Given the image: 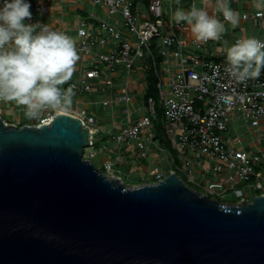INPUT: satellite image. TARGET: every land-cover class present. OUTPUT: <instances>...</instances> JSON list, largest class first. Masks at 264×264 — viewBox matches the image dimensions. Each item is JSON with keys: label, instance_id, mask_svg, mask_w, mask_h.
I'll return each mask as SVG.
<instances>
[{"label": "water", "instance_id": "1", "mask_svg": "<svg viewBox=\"0 0 264 264\" xmlns=\"http://www.w3.org/2000/svg\"><path fill=\"white\" fill-rule=\"evenodd\" d=\"M89 135L67 112L0 115V264H264V194L221 202L175 172L125 186L82 157Z\"/></svg>", "mask_w": 264, "mask_h": 264}, {"label": "built area", "instance_id": "2", "mask_svg": "<svg viewBox=\"0 0 264 264\" xmlns=\"http://www.w3.org/2000/svg\"><path fill=\"white\" fill-rule=\"evenodd\" d=\"M91 2L93 6L99 5L106 12H102V16L94 11L89 12L88 16H79L71 35L78 50L77 73L73 71L72 74L75 75L64 83L65 87L73 86L72 100L75 106L46 108L38 117H31L26 122L3 118L6 123L14 126H38L40 123H49L58 112L70 113L80 118L82 125L90 132L88 143L83 147L82 157L92 161L91 158L98 152L94 147L96 135L101 130L99 117L88 112L85 104H77L82 102L84 95L88 96L94 91L100 97L91 102L112 106L113 100L121 101L125 104L122 109L123 117L120 122L114 123L112 128L105 131L113 142H103L100 149L104 154L102 172L107 178H117L123 182L120 175L113 173L112 165L148 158L151 152L149 146L157 138L152 123L158 117L156 106L160 105V114L167 122L169 142L176 153L175 158L167 149L158 145L163 151L161 160L166 159L175 164L177 160L182 162L181 170L186 182L172 166L164 170L157 159L152 162L151 174L154 179H148L146 183H156L170 172H175L188 186L190 185L187 182L202 186L196 178V173H211L213 180L203 187V192L193 189L211 197L223 196L226 189L232 188L238 197L237 202L242 199L249 201L247 195L253 186L260 190L258 194H264V151L259 147V143L256 141L254 149L248 150L237 144L241 143V138L235 136L229 139L227 135L230 125L236 121L246 124L251 122L248 127L251 129L254 123L264 120V68L259 76L244 81L236 80L226 67V57H222L215 50L217 59L206 55L210 52L209 48H215L220 39L197 40L193 33L189 34L191 27L187 22H177L172 18L175 10L174 0ZM193 3L197 5V0H190L189 7ZM41 8L45 11L46 6H37V14L40 21L46 23L38 11ZM217 15L223 20L222 13ZM241 18H250L252 24L261 25L264 6L257 8L253 13L243 11ZM30 19L32 22L37 21L36 16ZM224 23L225 26L231 25L228 21ZM185 34H188L186 39ZM224 35L225 32L221 34V38ZM241 37V33H236L234 41ZM153 45H156L162 55L158 62L160 66L155 70L157 95L131 106L135 94L126 88L120 91L115 87L118 70L123 68L126 77L136 72L145 76V64L139 62L143 56L152 55ZM188 47L190 50H187ZM173 60H176L174 65ZM108 91L111 93L107 95ZM0 101L9 103L13 100L0 98ZM1 112L0 107V115ZM233 139L236 145L230 142ZM87 147L90 148L88 154L84 150ZM111 149L116 152L113 158ZM201 160H204L205 164ZM223 171H228V174L219 178ZM243 182L246 183V190L239 186Z\"/></svg>", "mask_w": 264, "mask_h": 264}, {"label": "clouds", "instance_id": "3", "mask_svg": "<svg viewBox=\"0 0 264 264\" xmlns=\"http://www.w3.org/2000/svg\"><path fill=\"white\" fill-rule=\"evenodd\" d=\"M31 3L0 0V98L24 105L29 117H38L46 108L71 103L74 89L64 82L71 78L78 50L67 32L32 22ZM172 18L187 22L197 40H219L226 31L224 21L235 26L239 13L231 0H208L203 6L177 7ZM226 60L238 81L259 76L264 68V40L255 35L236 39L226 49Z\"/></svg>", "mask_w": 264, "mask_h": 264}, {"label": "rangeland", "instance_id": "4", "mask_svg": "<svg viewBox=\"0 0 264 264\" xmlns=\"http://www.w3.org/2000/svg\"><path fill=\"white\" fill-rule=\"evenodd\" d=\"M76 1H78V3H81L84 5V9H83L84 13L81 15H78L77 17L88 16L90 10H92V8H94L92 6L93 4H92L91 0H76ZM34 2H37V0H32V3H34ZM256 2H257V4H259L261 6L264 5V0H256ZM55 6H57L56 8H58V4L57 5L53 4V6H52L53 9L55 8ZM164 6H165V4H164ZM52 7H51V9H52ZM254 7L255 6L253 5L251 9L254 10ZM94 9L96 12H99L100 6L96 5V7ZM164 10H165V7H164ZM103 11L106 12V10H103ZM58 12H59V10L56 12V14ZM50 13L52 14V12H50ZM98 14L100 16L103 15L102 11H101V13H98ZM35 15L36 14L34 13L33 16H35ZM73 15L75 16V14H73ZM55 17H57V16H55ZM252 27L254 29L258 28V24H255V25L253 24ZM243 29L245 31V28H243ZM261 29L264 30V24L261 26ZM226 30H227V32H229L227 26H226ZM217 50L220 52V55L222 57H226V51L222 50L221 44L218 46ZM217 57L218 56H216V58H214V59H217ZM175 63H176V60H173L172 64L174 65ZM73 68H74L73 71L76 74L77 73L76 62L74 64ZM128 80H129L128 89L130 90V92L134 93V94L139 93L140 95H138V96L140 98L145 97V93H143V90L146 89L148 87V85H150V79H148V74H147V78L143 77L142 81L138 82L136 80V74L130 73L128 75ZM139 89H140V91H139ZM95 93L96 92L94 91V92L90 93V95H88V96L84 95V97H83L84 99H82V102L78 103L77 106H81V105L85 104L86 107L88 108V112H91L98 117H104L106 119L110 115V107H103L98 103L93 104V103H91V102L89 103L87 101V100L92 101L95 97L99 98V95L96 96ZM109 93H111V92L108 91L106 94L108 95ZM151 93H152L151 95L153 97H156L157 88H153L151 90ZM69 106H75V102L72 100L71 103L69 104ZM124 106H125V104H121V109ZM0 107L2 109L1 116L7 120L12 119V120H19L20 122H26V121L30 120V118H31L26 114L25 106L21 105V104H17L15 101H10L9 103L4 102V101H0ZM18 108H20L19 111H18ZM97 120H98V118H97ZM106 123H107V120H103V121L98 120V124H99L101 130L96 135V145L94 147L95 149H97L98 152L93 158H91L92 161L94 162V164L98 168H100L102 171L104 170V166H103L104 154L102 153L100 146L103 142H108V144H111L113 142L109 138L110 136L108 134H105V131L107 130V124ZM250 123L251 122L246 124L243 122L242 124H239L237 121L234 122V124L232 123L230 125V130H229L230 133L227 134L228 138L232 139L233 136L235 135L234 134L235 130H237V129L240 131L247 130ZM255 127H256V125H254V128ZM263 127L264 126H262V128ZM152 129L157 134V138H156V141L154 143H151L149 146V151H151V152H150L148 158H138V159H135L133 161L127 160V161H122L120 163H114L112 165L113 173L120 175L121 179L125 183V186H135V185L146 183L148 179H151V180L154 179V176L151 174L152 170H153L152 162L154 160H157V159H158V163L160 164V166L164 170H167L169 168V166H172L177 171V173L183 178V180L186 182L185 175H184L183 171L181 170V168L183 167L182 162L177 160V162L175 164L172 161L168 162L166 159L161 160L163 157V151L160 149V147L167 149V151H169L176 158L175 149L172 147V145L169 142L166 119L160 115L159 118H157L153 121ZM257 134L258 133L255 132V135H257ZM261 136H262L261 137L262 140L260 139L261 145H264V133H262ZM247 140H249V138ZM230 142L232 144L236 145L235 139L231 140ZM248 147H249V148H247L248 150L254 149V146L252 144L248 145ZM84 150H85V153L88 154V152L90 151V148L87 147ZM110 153H111L112 158H113L116 152L114 149H111ZM201 162L203 164H205L204 160H201ZM263 172H264V170H263ZM227 174H228V171H223L219 178H224ZM137 177L141 178L142 181L135 182L136 180H134V179H136ZM196 178L200 180V183L202 186H198V185L190 183V182H187V183L190 185V187L195 188L200 192H203V190H204L203 187H205L208 183L212 182V180H213L211 173H205V174L196 173ZM263 183H264V181H263ZM239 186L242 187L244 190H246V183L245 182L241 183ZM259 191L260 190L258 188L253 186L251 188V192L248 193V195H247L248 198L251 200L256 194H258ZM211 197H215L216 199H219V201H221V202H237L238 201V197L234 194L232 188L226 189L223 193V196L211 195Z\"/></svg>", "mask_w": 264, "mask_h": 264}, {"label": "crops", "instance_id": "5", "mask_svg": "<svg viewBox=\"0 0 264 264\" xmlns=\"http://www.w3.org/2000/svg\"><path fill=\"white\" fill-rule=\"evenodd\" d=\"M208 3V0H197V6H203L205 4ZM53 4H58V8H56L57 6H55V8L53 9ZM174 7L175 9L177 7H184L185 9H187L190 5V0H174ZM40 5H45L46 9L45 11H43L41 13V18L43 21H45L48 25H52L55 26L58 29L64 30L65 32H67L70 35H73L74 32V27L76 25V20H77V16L81 15L84 13V5L81 3H78V1L76 0H42V3H31V11L32 13L36 14L35 16L37 17V21H40V17L39 14H37V6ZM254 7V10H252V6ZM93 6V5H92ZM264 6V5H263ZM52 7V9H51ZM94 8L96 6H93ZM231 7H233L234 9L238 10L239 13V20L238 23L235 26H232L230 24H227V28L228 30H230L229 32L225 31V35L219 40L217 46L215 48L210 47L209 51L206 55L208 57L211 58H215L217 55L214 53V50L219 54L220 52L217 50L218 46L221 44L222 45V50L226 51L227 47L231 44V42H234V35L236 33H241L243 37L245 36H249V35H255L259 38H264V30L261 29V26L264 24V18L262 20H260L261 25H258V28L254 29L252 27V22L251 19H242L241 18V14L243 11H248L249 13H253L257 8L262 7L261 5L257 4L256 0H231ZM92 8L91 11H94L96 14L104 12L102 9L100 8L99 12H96L95 9ZM59 10V12L56 14V12ZM52 12V14L50 13ZM75 14V16L73 15ZM57 16V17H55ZM76 18V19H75ZM74 21V22H73ZM245 28V31L244 29ZM243 29V30H242ZM243 31V32H242ZM193 33L192 30H189V34ZM188 34L184 35V38L186 39ZM156 48V45H153L152 47V52H153V48ZM190 47V46H189ZM187 48V50H190V48ZM103 49L105 47H102ZM153 55V54H152ZM140 64H143L144 62L141 60V62H139ZM160 65L157 64V67H159ZM140 72H136V80L138 82L142 81V78L145 77L144 75L140 76L139 75ZM75 74H72L71 76H74ZM116 82L117 85L115 86L118 90H124L125 88L128 89V84H129V80L128 77L125 76V71L123 68H120L118 70V74L116 76ZM142 88V87H141ZM116 90V92L118 91ZM129 90V89H128ZM142 90V89H141ZM130 91V90H129ZM140 91V89H139ZM115 92V94H116ZM145 92V89L143 90V93ZM115 94L113 96H115ZM138 95H140L139 93L135 94V98H134V102H131V106L137 105L138 103L144 102L145 98L144 97H139ZM97 96V95H96ZM100 97V96H99ZM82 99H84L82 97ZM81 99V101H82ZM99 98L95 97V100H98ZM89 103L91 102L90 100H87ZM93 104H97L98 102H91ZM100 104V103H98ZM121 104H123L121 101H116L113 100L112 102V106H103V107H110V115L108 116V118H104V117H99V121H103V120H107V128H112V125L115 123L117 124L118 122H120L121 118L123 117V112H122V108L121 109ZM101 105V104H100ZM102 106V105H101ZM142 111V108H140ZM239 124H242L243 122L239 121ZM254 125H256V127L254 128ZM262 126H264V120H260L257 123H254L251 129H247L245 131H240V130H235V136L241 138V143H237L238 145H243L246 149L249 148L248 145L252 144L255 147V142L257 141L259 143V147L264 151V145H261V140H262V133H264V127L262 128ZM233 130V129H232ZM255 132H257L258 134L255 135ZM230 133V132H229ZM249 138V140H247ZM261 139V140H260Z\"/></svg>", "mask_w": 264, "mask_h": 264}, {"label": "trees", "instance_id": "6", "mask_svg": "<svg viewBox=\"0 0 264 264\" xmlns=\"http://www.w3.org/2000/svg\"><path fill=\"white\" fill-rule=\"evenodd\" d=\"M152 54L153 55H150V56L145 55L142 57V61L145 64V77L147 78V74H148V79H150V85H148V87L146 88L147 90L145 89L146 91L144 92L145 93V97H144L145 101L148 99V97L152 96L151 90L153 88H157L156 87L157 77H156L155 70L157 69L158 62H160V60L162 59V55L158 52V50L155 47L153 48ZM156 107H157V113H158L157 118H159V116L161 115L160 113H162V107L160 105H157ZM134 180H136L135 182L142 181V179L139 177H137Z\"/></svg>", "mask_w": 264, "mask_h": 264}]
</instances>
